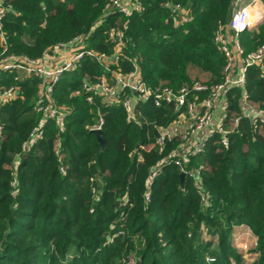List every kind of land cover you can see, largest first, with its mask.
<instances>
[{
    "label": "trees",
    "instance_id": "obj_1",
    "mask_svg": "<svg viewBox=\"0 0 264 264\" xmlns=\"http://www.w3.org/2000/svg\"><path fill=\"white\" fill-rule=\"evenodd\" d=\"M112 1L7 0L12 7L4 20L9 54L39 58L48 48L87 34ZM231 2L142 0L143 11L129 20L118 14L107 18L90 37L89 48L112 56L115 44L106 33L129 21L123 56L114 69L129 74L136 60L152 87L179 90L201 82V75L206 77L202 82L221 84L227 61L215 33L227 26ZM165 4L189 10L192 22L175 28ZM239 41L246 53L257 50L264 43V23L242 33ZM102 75L99 64L85 59L75 73L63 77L54 97L69 110L65 127L49 121L44 138L27 151L22 145L41 119L33 111L38 80L24 78L23 98L2 107L0 264H205L207 258L245 264L232 246L235 229L243 226L257 238L259 258L253 264H264V128L243 118L228 147L215 133L186 168L204 167L200 182L188 175L181 181V169L166 166L149 190L152 170L181 152L182 141L167 142L162 154L156 147H141L154 144L155 129L171 126L177 114L171 106L156 109L147 103L128 122L123 107L103 108L102 151L87 129L101 101L90 105L87 93L72 95ZM6 78L0 86L8 85ZM246 89L264 111V80L257 68L248 70ZM241 95L238 88L229 93L230 120L242 115Z\"/></svg>",
    "mask_w": 264,
    "mask_h": 264
},
{
    "label": "built area",
    "instance_id": "obj_2",
    "mask_svg": "<svg viewBox=\"0 0 264 264\" xmlns=\"http://www.w3.org/2000/svg\"><path fill=\"white\" fill-rule=\"evenodd\" d=\"M164 7L172 13L175 28L192 22L189 10L171 4H165ZM11 9L7 0H0V47L2 48L0 79L7 77L6 79H10L8 81L11 82H8V85L3 83L0 86V114L4 105L23 98L20 82L24 78L38 80V93L33 111L40 115L41 119L39 124L32 129L28 140L23 143V151L30 150L44 138L49 121H53L61 130L65 127L69 110L58 105L54 97L55 90L63 77L68 73H75L85 59L95 61L103 69V75L97 78L96 83L85 82L80 90L72 94L73 97H79L83 92L87 93V102L90 105H94L97 99L101 101L100 107H97L94 113L95 122L87 126L89 132L103 131L105 126L103 108L123 107L128 122L135 120L139 107L147 103H151L156 109H166L171 106L177 114V119L171 126L155 129L154 134L157 132L158 137L155 136L154 144L141 147L143 151H149L156 147L162 154L167 142L176 138L182 141L181 152H175L164 158L152 170L149 190L166 166H177L185 176L188 175L193 177L196 182H200V172L204 170V167L194 172H189L186 168L190 158L198 157L215 133L222 136V146L228 147L230 135L233 134L243 118L254 127L264 128V111L258 109L251 102L246 89L249 69L257 68L260 78L264 80V43L257 50L246 53L239 41V36L242 33L257 29L264 23V5L260 0H244L232 21L228 22L227 26H219L215 33L216 46L227 61L223 82L210 85L197 81L179 90L149 86L143 80L136 60L133 61L135 70L129 74H123L114 69L123 56L125 31L129 21L123 29L111 27L106 33L108 39L115 44V53L112 56L89 48L90 37L104 24L107 18L118 14L129 20L135 13L143 11L142 0H113L106 6L103 17L90 28L87 34L68 43H58L48 48L41 57L35 59L12 55L8 52L9 45L4 32V20ZM234 88L242 91V115L230 120L228 118L229 93ZM2 128L0 121V133ZM55 154L61 161L62 156L58 149H55ZM139 159L143 160L141 156ZM60 171L64 173L66 168L61 166ZM91 181L95 182L96 180L92 179ZM98 193V189L94 188L93 194L98 197ZM146 200L149 201V192ZM206 201V198H202V202ZM215 263V258H207L205 264Z\"/></svg>",
    "mask_w": 264,
    "mask_h": 264
},
{
    "label": "rangeland",
    "instance_id": "obj_3",
    "mask_svg": "<svg viewBox=\"0 0 264 264\" xmlns=\"http://www.w3.org/2000/svg\"><path fill=\"white\" fill-rule=\"evenodd\" d=\"M205 76L201 75L200 80L205 81ZM203 234H206V229H203ZM232 246L236 252L242 256L245 264H253L259 258L257 252V238L247 227H239L234 231ZM131 264H134L131 262ZM215 264H218L217 261Z\"/></svg>",
    "mask_w": 264,
    "mask_h": 264
},
{
    "label": "water",
    "instance_id": "obj_4",
    "mask_svg": "<svg viewBox=\"0 0 264 264\" xmlns=\"http://www.w3.org/2000/svg\"><path fill=\"white\" fill-rule=\"evenodd\" d=\"M244 0H232L231 4H230V8H229V16H228V22L232 21V18L234 16V14L236 13V11L238 10L240 4L243 2ZM91 134H93L96 139L98 144L101 147V150L104 151L105 149V141L103 138V134L104 132L102 130H95V131H91ZM155 136L158 137V133H155ZM185 179V174L182 173L181 174V181H183Z\"/></svg>",
    "mask_w": 264,
    "mask_h": 264
},
{
    "label": "bare ground",
    "instance_id": "obj_5",
    "mask_svg": "<svg viewBox=\"0 0 264 264\" xmlns=\"http://www.w3.org/2000/svg\"><path fill=\"white\" fill-rule=\"evenodd\" d=\"M258 9H260V7H257Z\"/></svg>",
    "mask_w": 264,
    "mask_h": 264
}]
</instances>
